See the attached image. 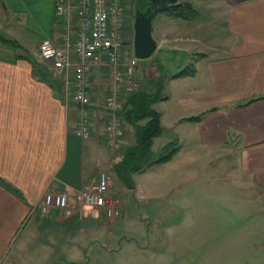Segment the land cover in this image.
I'll list each match as a JSON object with an SVG mask.
<instances>
[{
    "label": "crops",
    "instance_id": "obj_1",
    "mask_svg": "<svg viewBox=\"0 0 264 264\" xmlns=\"http://www.w3.org/2000/svg\"><path fill=\"white\" fill-rule=\"evenodd\" d=\"M57 1L0 0L5 18L0 35L28 50L0 47V264H58L64 253L85 249L96 236L111 233L103 211L86 215L43 206L47 191L81 189L114 159L105 138L106 109L94 119L101 106L94 98L92 135L78 136V105L65 80L51 77L52 67L35 59L41 41L61 44L64 21L56 14ZM194 1L172 4H183L184 16L164 11L152 23L157 48L167 44L164 51L184 54L182 64L192 61L168 76L164 98L155 104L162 132L152 150L156 155L177 141L182 145L168 161L132 175L136 180L132 189L126 187L131 193L125 203L132 194L140 200L146 193L154 199L181 194L186 187L181 174L190 171V164L180 160L184 155L234 157L227 169L238 178L233 183L254 189L249 193L264 203V0ZM181 71L186 74L173 77ZM171 82L174 97L168 94ZM127 125L124 149L136 143L135 128ZM188 138L193 141L187 143ZM156 165L178 171L180 178L161 183V175L152 170ZM146 173L156 179L141 183L137 176Z\"/></svg>",
    "mask_w": 264,
    "mask_h": 264
},
{
    "label": "rangeland",
    "instance_id": "obj_2",
    "mask_svg": "<svg viewBox=\"0 0 264 264\" xmlns=\"http://www.w3.org/2000/svg\"><path fill=\"white\" fill-rule=\"evenodd\" d=\"M146 2L124 0L129 45H134L136 17L148 13ZM194 3L199 2L195 0ZM3 16H0V25L5 21ZM9 42L0 40V47L11 52L28 51L25 45ZM164 47L167 44L158 47L152 58L142 61L137 76L141 81L140 89L148 86L150 79L157 76L162 77L165 89L169 75L190 66L192 61L182 64L183 53H177L180 58L178 60L171 51H164ZM50 71L51 77H59L53 70ZM107 79V72L102 68L95 77L96 86L93 91L99 105L98 96H104ZM172 85L173 82L168 87V94L174 97L176 91ZM96 107L93 118L103 117L105 108L99 106V111ZM125 127L127 131L126 122ZM127 133L124 140L128 139ZM192 141L191 138L186 140L187 143ZM181 145L182 141H177L171 148ZM119 154L113 152V162L108 166L111 183L107 201L113 202V209L120 211L118 215L113 211L111 216H106L111 222V233L96 236L85 249L64 253L65 258L58 264H264V203L260 195L249 193L254 189L234 184L238 178L234 172L232 175L227 170L228 164L235 162L234 157L224 156L219 159L216 155H184L180 160L190 164V171L181 174L186 180V187L181 189V194L154 199L152 193H146L144 200L132 194L125 203L124 196L130 195L131 191L117 179L112 167L117 163ZM211 160L214 162L210 165ZM163 166L156 165L152 169L161 175V183L180 178L178 171L166 170ZM137 177L143 184L156 179L151 173ZM133 180H136V176ZM178 190L175 188V193ZM76 210V213L82 214V211ZM23 238L24 234L21 236ZM28 254L24 253L25 256Z\"/></svg>",
    "mask_w": 264,
    "mask_h": 264
},
{
    "label": "built area",
    "instance_id": "obj_3",
    "mask_svg": "<svg viewBox=\"0 0 264 264\" xmlns=\"http://www.w3.org/2000/svg\"><path fill=\"white\" fill-rule=\"evenodd\" d=\"M56 14L64 21L61 44L56 45L50 39L41 41L34 52L35 59L50 65L65 80L72 100L78 105L74 131L83 139L92 135L95 77L102 68L106 70V94L100 103L108 114L105 138L113 152H121L127 132L122 112L129 93L141 88L137 76L145 60L136 56L133 43L129 45L124 0H74L73 3L58 0ZM110 183L108 167L81 189L47 191L43 206L78 209L86 215L100 211H105L106 216H111L113 211L118 215L120 211L113 209L114 203L107 201Z\"/></svg>",
    "mask_w": 264,
    "mask_h": 264
},
{
    "label": "trees",
    "instance_id": "obj_4",
    "mask_svg": "<svg viewBox=\"0 0 264 264\" xmlns=\"http://www.w3.org/2000/svg\"><path fill=\"white\" fill-rule=\"evenodd\" d=\"M140 1L142 2V0ZM182 6L183 4L170 5L164 11L184 16ZM152 9L149 8L147 12ZM0 40L4 43L10 41L1 35ZM12 43L14 41L9 42V44ZM183 74H186V71H181L173 77L178 78ZM163 90L162 77L157 76L150 79L148 86H143L142 89L129 93L126 99L122 117L125 122L135 128L136 143L124 149L122 159L113 165V172L128 189L134 187L132 176L134 173L143 171L150 164L168 161L177 150V147H173L156 155L152 150L154 138L160 136L162 132L160 115L155 109V104L164 98Z\"/></svg>",
    "mask_w": 264,
    "mask_h": 264
},
{
    "label": "water",
    "instance_id": "obj_5",
    "mask_svg": "<svg viewBox=\"0 0 264 264\" xmlns=\"http://www.w3.org/2000/svg\"><path fill=\"white\" fill-rule=\"evenodd\" d=\"M178 0H161L162 7L152 9L147 14H139L135 19L134 48L138 58L148 59L157 50V41L152 33V23L156 15L166 9L167 3L175 4Z\"/></svg>",
    "mask_w": 264,
    "mask_h": 264
},
{
    "label": "flooded vegetation",
    "instance_id": "obj_6",
    "mask_svg": "<svg viewBox=\"0 0 264 264\" xmlns=\"http://www.w3.org/2000/svg\"><path fill=\"white\" fill-rule=\"evenodd\" d=\"M146 5L148 6V7H147L148 9H149V8H153V9H155V8H160V7H162L163 4H162L161 0H147ZM170 5H172V4L167 3V4L165 5V7L170 6Z\"/></svg>",
    "mask_w": 264,
    "mask_h": 264
}]
</instances>
